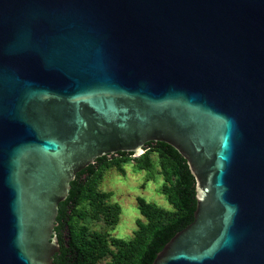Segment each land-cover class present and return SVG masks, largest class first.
I'll return each instance as SVG.
<instances>
[{
    "label": "water",
    "instance_id": "1",
    "mask_svg": "<svg viewBox=\"0 0 264 264\" xmlns=\"http://www.w3.org/2000/svg\"><path fill=\"white\" fill-rule=\"evenodd\" d=\"M150 142L196 194L152 264H264V0H0V264H53L76 175Z\"/></svg>",
    "mask_w": 264,
    "mask_h": 264
},
{
    "label": "trees",
    "instance_id": "2",
    "mask_svg": "<svg viewBox=\"0 0 264 264\" xmlns=\"http://www.w3.org/2000/svg\"><path fill=\"white\" fill-rule=\"evenodd\" d=\"M146 145L148 150L140 157L126 153L104 156L76 175L68 198L58 207L55 232L60 252L53 264H100L106 259L109 264H152L164 245L192 222L195 180L185 160L164 143ZM131 162L137 170L147 172L149 180H154L158 169L164 179L160 193L171 209L138 197L143 221L138 220L133 236L124 240L111 234L120 221L121 208L112 203L113 193L102 191L100 184L111 169L124 175V166Z\"/></svg>",
    "mask_w": 264,
    "mask_h": 264
},
{
    "label": "rangeland",
    "instance_id": "3",
    "mask_svg": "<svg viewBox=\"0 0 264 264\" xmlns=\"http://www.w3.org/2000/svg\"><path fill=\"white\" fill-rule=\"evenodd\" d=\"M152 157L153 160H156L155 154ZM124 171V175L116 169L106 172L101 181L100 189L104 192L113 193L112 203H117L121 208L120 221L111 234L116 238L129 240L137 229V221H143L137 209L136 199L138 197L167 210H170L171 207L160 193L164 179L160 173H157L158 169L154 175V180H149L148 173L137 170L132 162L124 166ZM94 229L98 230L100 227L95 226ZM100 264H109V259Z\"/></svg>",
    "mask_w": 264,
    "mask_h": 264
},
{
    "label": "flooded vegetation",
    "instance_id": "4",
    "mask_svg": "<svg viewBox=\"0 0 264 264\" xmlns=\"http://www.w3.org/2000/svg\"><path fill=\"white\" fill-rule=\"evenodd\" d=\"M147 145H145V149H146V151L148 150V147H146ZM127 154V153H126Z\"/></svg>",
    "mask_w": 264,
    "mask_h": 264
}]
</instances>
